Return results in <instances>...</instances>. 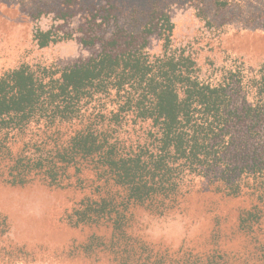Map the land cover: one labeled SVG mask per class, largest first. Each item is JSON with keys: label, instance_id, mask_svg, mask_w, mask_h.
Returning <instances> with one entry per match:
<instances>
[{"label": "trees", "instance_id": "16d2710c", "mask_svg": "<svg viewBox=\"0 0 264 264\" xmlns=\"http://www.w3.org/2000/svg\"><path fill=\"white\" fill-rule=\"evenodd\" d=\"M104 1L93 2L89 33L81 39L85 46L99 44L95 54L64 68L22 63L0 77V175L11 184L41 175L49 185L83 188L79 175L90 166L97 197L82 198L68 219L75 225L109 220L123 238L131 204L162 212L177 203L191 175L209 177L232 195L251 183L264 197V60L257 67L238 58L230 66L210 62L205 78L191 53L174 46L169 11L154 8L137 30L133 17L120 16L116 0ZM261 2L210 4L216 11L233 9L245 27L264 29ZM62 3L67 9L57 15L65 19L78 0ZM198 15L210 18L202 8ZM152 35L162 41L160 54L149 51ZM65 38L52 28L34 32L40 47ZM113 95L116 108L108 110L106 98ZM128 113L150 121L143 143L127 144L109 127L120 125ZM75 121L83 126L65 136L60 126ZM34 124L43 127L44 136L31 135L14 151L15 136L27 135ZM260 216L250 210L243 221ZM135 243L144 250L143 242ZM93 244L103 242L94 237L88 247ZM136 246L123 263L133 259Z\"/></svg>", "mask_w": 264, "mask_h": 264}, {"label": "rangeland", "instance_id": "374dc122", "mask_svg": "<svg viewBox=\"0 0 264 264\" xmlns=\"http://www.w3.org/2000/svg\"><path fill=\"white\" fill-rule=\"evenodd\" d=\"M94 1L98 6L105 3L78 0L71 7L73 15L63 19L57 15L67 9L62 0H0V77L22 63L64 68L95 54L99 44L85 46L81 41L89 33ZM211 1L116 0V4L123 19H135L137 30L154 8L169 11L175 23L174 46L191 53L205 78L211 73L210 62L230 66L238 58L257 67L264 60V29L245 27L239 17H233V9L216 11ZM201 8L210 18L198 15ZM257 8L255 12L260 11ZM37 28H52L67 38L40 47L34 39ZM149 51L162 52L157 35L150 37ZM112 98H106L108 110L116 108ZM109 125L120 140L137 144L146 140L151 123L128 113L120 125ZM82 126L75 121L60 127L67 136ZM42 131L41 125L34 124L27 135H16L14 151L23 148L31 135L44 136ZM79 176L85 181L83 188L49 185L41 175L22 185L11 184L0 175V264H264V197L251 183L232 195L217 189L209 177L191 175L177 203L160 208L162 212L147 204H131L123 238L109 220L78 225L69 221L68 215L82 198L97 197L91 167ZM250 210L258 211L260 218L243 221ZM94 237L103 244L89 248ZM138 240L144 250L137 248ZM112 241L117 243L111 246ZM133 245L137 248L133 259L123 263Z\"/></svg>", "mask_w": 264, "mask_h": 264}]
</instances>
